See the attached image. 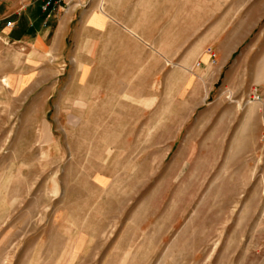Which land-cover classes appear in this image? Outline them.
<instances>
[{
  "label": "rangeland",
  "instance_id": "374dc122",
  "mask_svg": "<svg viewBox=\"0 0 264 264\" xmlns=\"http://www.w3.org/2000/svg\"><path fill=\"white\" fill-rule=\"evenodd\" d=\"M170 3L187 69L117 59L111 31L91 56L0 41V264H264V0Z\"/></svg>",
  "mask_w": 264,
  "mask_h": 264
},
{
  "label": "crops",
  "instance_id": "0c3cea01",
  "mask_svg": "<svg viewBox=\"0 0 264 264\" xmlns=\"http://www.w3.org/2000/svg\"><path fill=\"white\" fill-rule=\"evenodd\" d=\"M73 1L68 0V3ZM101 3L105 4L104 8ZM138 3L145 4L147 8L145 22L139 26L126 19L128 10L133 11ZM42 4V0H0V41L4 44H19L35 60H41L47 41L50 53L57 54L59 41L65 43L70 36L77 37L82 32V36L87 35L85 44L91 42L92 47L88 52L91 56L94 41L88 38L90 31L104 37L111 31L115 43L119 35L124 33L127 37L115 58L132 57L138 60L145 57L150 63L154 62L156 55L166 63H172L171 61L179 59V54L187 43L185 29L188 22L184 17L186 7H175L170 0H88L81 8L68 6L65 10L52 12L48 16L42 11ZM7 21L13 23L12 28L5 27ZM218 52L217 64L222 70L229 64L231 56ZM197 53L198 62L193 65L198 63L199 66L196 67H200L202 63H209V57L204 50L199 49ZM193 59L183 56L176 65L181 70L190 68Z\"/></svg>",
  "mask_w": 264,
  "mask_h": 264
},
{
  "label": "built area",
  "instance_id": "2783aa9c",
  "mask_svg": "<svg viewBox=\"0 0 264 264\" xmlns=\"http://www.w3.org/2000/svg\"><path fill=\"white\" fill-rule=\"evenodd\" d=\"M43 1V4H42V11L44 13L47 14H50L52 12H55V11H60V10H63L65 5H66V0H42ZM5 27L6 28H12L13 27V23L10 22V21H7L5 23ZM205 53L207 54V56L209 57V62L211 64H214L216 61V54L215 52L212 51L211 48H208L206 49ZM196 66H199V64L197 63ZM249 98L250 100L252 101H259L260 100V96L257 95V92L255 89H253L251 91V93L249 94ZM263 121H264V117H263Z\"/></svg>",
  "mask_w": 264,
  "mask_h": 264
}]
</instances>
